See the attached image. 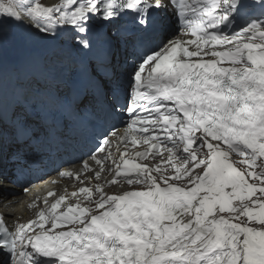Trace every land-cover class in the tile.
I'll use <instances>...</instances> for the list:
<instances>
[{"label":"snow or ice","instance_id":"1","mask_svg":"<svg viewBox=\"0 0 264 264\" xmlns=\"http://www.w3.org/2000/svg\"><path fill=\"white\" fill-rule=\"evenodd\" d=\"M162 11L179 31L139 56L125 97L112 89L108 108L123 126L90 154L99 170L85 161L60 173L112 179L79 188L84 201L59 214L65 195L27 223L0 216V264H264V0H0V20L69 32L85 55L94 25L113 29L107 54L118 22L145 31L163 25ZM107 80L106 63H86L68 87L99 93ZM130 146L143 150L129 156Z\"/></svg>","mask_w":264,"mask_h":264},{"label":"bare ground","instance_id":"2","mask_svg":"<svg viewBox=\"0 0 264 264\" xmlns=\"http://www.w3.org/2000/svg\"><path fill=\"white\" fill-rule=\"evenodd\" d=\"M40 2L50 5L58 0H42ZM0 35L3 37V44L0 47V95L4 93V101L13 102V96L5 92L20 82L21 68H35L39 63H43L44 67L41 69L43 78L57 83L59 73L65 72L63 66L67 60L71 67H77L87 61V55L81 51L77 55L73 53L77 46L75 43L71 45L68 42V39L72 38L71 33L58 31L56 34H44L28 19H24L21 23L7 19L0 20ZM62 38L65 39V42L61 41ZM17 53H24L23 60L15 59ZM48 56H53V59L46 61L45 58ZM72 56L75 58L78 56V60L73 61ZM27 83L34 84L35 80L32 79ZM48 86L54 88L52 84ZM6 187L8 186L0 185V188ZM116 190L118 192L122 189ZM78 202H80L78 198L74 197L71 201H64L60 206L66 209V206L75 205ZM24 203L19 192H15L11 196H0V213L7 220L27 221L33 210ZM81 206H83L82 203Z\"/></svg>","mask_w":264,"mask_h":264},{"label":"rangeland","instance_id":"3","mask_svg":"<svg viewBox=\"0 0 264 264\" xmlns=\"http://www.w3.org/2000/svg\"><path fill=\"white\" fill-rule=\"evenodd\" d=\"M40 1H42V0H40ZM21 28V27H20ZM23 29V28H22ZM21 30V29H20Z\"/></svg>","mask_w":264,"mask_h":264}]
</instances>
